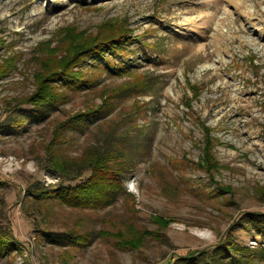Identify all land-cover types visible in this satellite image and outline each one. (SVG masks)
Masks as SVG:
<instances>
[{
	"label": "rangeland",
	"instance_id": "1",
	"mask_svg": "<svg viewBox=\"0 0 264 264\" xmlns=\"http://www.w3.org/2000/svg\"><path fill=\"white\" fill-rule=\"evenodd\" d=\"M120 35L27 102L73 37ZM99 153L125 170L110 202L37 196L71 182L50 161ZM1 236L0 264H264V0H0Z\"/></svg>",
	"mask_w": 264,
	"mask_h": 264
},
{
	"label": "trees",
	"instance_id": "2",
	"mask_svg": "<svg viewBox=\"0 0 264 264\" xmlns=\"http://www.w3.org/2000/svg\"><path fill=\"white\" fill-rule=\"evenodd\" d=\"M118 38H129V36L120 35L118 37L105 39L95 38L97 41H91L85 37H73V41L69 44L66 50L67 54H64L63 66L59 69L50 70L48 73L40 75L39 77L37 76L38 89L27 99V102L37 108L60 103V98L56 94L55 96L53 95L49 82L52 80H58L59 82H65L74 87L86 84L87 81L84 78V73L81 70L74 72L72 69L78 65L80 66L83 62H86L91 58L104 56L106 51L115 52L130 43L129 39H120L116 42ZM191 88L195 95H197L196 87L192 86ZM187 107L191 108V104L188 103ZM95 113H97V111H92L90 114ZM86 117L83 118V115H77L73 118V121L82 124L84 120H86ZM199 125L205 134L203 155L200 163L204 164L203 168L214 171L219 168L220 163L213 152L214 137L211 134L212 130L208 125L201 121ZM53 162V160L50 161V166L47 168L49 172L54 175L58 174L62 181H81V183L73 185L70 182L68 185H63L58 189L53 190L52 188L51 190L39 192L37 196H39L40 200L43 202L53 200L72 204L74 206H98L105 204V202H110L113 195L124 187V167L119 165L113 155H102L99 153V156L85 158L79 162L62 161V163H58L60 162V158L55 159V162ZM165 226H167V223H165ZM87 241L90 242L89 240ZM5 244H9V239L1 236L0 248L3 249ZM235 244L227 242L228 249L233 253L242 251L241 249L236 250L238 246H235ZM131 247L139 248L138 241H134ZM260 253L264 254V248L261 249ZM201 254L202 252H197L195 256L199 257ZM213 255L214 253L204 257L211 260Z\"/></svg>",
	"mask_w": 264,
	"mask_h": 264
}]
</instances>
